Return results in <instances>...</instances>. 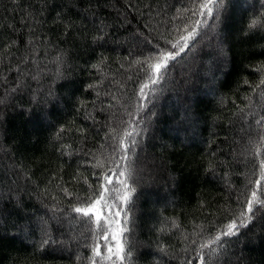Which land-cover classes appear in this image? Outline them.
<instances>
[{"label": "trees", "instance_id": "trees-1", "mask_svg": "<svg viewBox=\"0 0 264 264\" xmlns=\"http://www.w3.org/2000/svg\"><path fill=\"white\" fill-rule=\"evenodd\" d=\"M192 7L0 0V264H91L95 225L72 207L90 195L94 164L114 166L130 125L124 264H186L193 240L238 216L264 159V27H250L264 24V0H225L141 107L136 61L169 49ZM211 260L264 264V209Z\"/></svg>", "mask_w": 264, "mask_h": 264}, {"label": "snow or ice", "instance_id": "snow-or-ice-1", "mask_svg": "<svg viewBox=\"0 0 264 264\" xmlns=\"http://www.w3.org/2000/svg\"><path fill=\"white\" fill-rule=\"evenodd\" d=\"M224 9L225 0H193V7L187 11H190L192 16H196L197 19L176 29L179 35L174 41H169L170 48L157 50L155 55L150 54L142 60L136 61L139 70L144 74L145 81L139 88L141 107L149 94L155 91L154 86L168 75L170 64L189 49L204 27H215V23L220 20L221 12ZM208 19L213 20V25L208 26ZM254 26L264 27V24L253 20L250 27ZM103 29L104 25H101L96 40L104 39ZM94 67L98 66L94 65ZM262 86H264V79H261L257 85V87ZM257 123L264 126V120H258ZM137 134L131 125L123 132L119 148L113 149L114 152L118 151L119 153L118 157L112 158L114 166H106L99 161L93 165V167L100 168L101 171L93 173L95 183L89 185L90 195L72 207V212L80 216L82 221L95 225L91 264H101V261L104 260L111 261L112 264H124L131 258V248L126 250V242L123 240L124 233L128 231L130 208L125 210L123 206L131 204L135 192L130 181L133 179L132 155H134L136 145L134 137ZM258 154L264 157V140L260 143ZM259 167L260 175L252 182L255 187L251 190L250 195L245 194L246 199L238 216L230 218L229 222L218 233L213 234L209 240L203 243L193 240L192 244L197 245L193 249L195 256L190 257L186 264H213L211 254L216 248H223L226 238L237 236L238 230L247 227L257 212L264 209V199H261L264 197V159L261 160ZM63 190L67 194V189ZM77 199L79 200L78 197ZM257 205H260V208H257ZM122 213L123 222L119 219ZM173 226L179 227V225ZM101 243H103L105 251H102ZM205 249L208 252H205Z\"/></svg>", "mask_w": 264, "mask_h": 264}, {"label": "rangeland", "instance_id": "rangeland-1", "mask_svg": "<svg viewBox=\"0 0 264 264\" xmlns=\"http://www.w3.org/2000/svg\"><path fill=\"white\" fill-rule=\"evenodd\" d=\"M137 178H138V176H137Z\"/></svg>", "mask_w": 264, "mask_h": 264}]
</instances>
